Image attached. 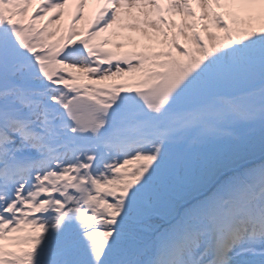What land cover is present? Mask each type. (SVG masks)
Returning <instances> with one entry per match:
<instances>
[{"label": "snow or ice", "instance_id": "snow-or-ice-1", "mask_svg": "<svg viewBox=\"0 0 264 264\" xmlns=\"http://www.w3.org/2000/svg\"><path fill=\"white\" fill-rule=\"evenodd\" d=\"M0 264H264V0H0Z\"/></svg>", "mask_w": 264, "mask_h": 264}, {"label": "bare ground", "instance_id": "bare-ground-1", "mask_svg": "<svg viewBox=\"0 0 264 264\" xmlns=\"http://www.w3.org/2000/svg\"><path fill=\"white\" fill-rule=\"evenodd\" d=\"M89 7H91V6H89ZM63 23H65V24H67V23H68V17H67V16L65 17V19H64V21H63Z\"/></svg>", "mask_w": 264, "mask_h": 264}, {"label": "rangeland", "instance_id": "rangeland-1", "mask_svg": "<svg viewBox=\"0 0 264 264\" xmlns=\"http://www.w3.org/2000/svg\"><path fill=\"white\" fill-rule=\"evenodd\" d=\"M35 7V5L33 6V8ZM65 24V23H64Z\"/></svg>", "mask_w": 264, "mask_h": 264}]
</instances>
